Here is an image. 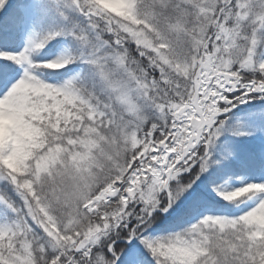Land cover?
Wrapping results in <instances>:
<instances>
[{
	"label": "snow or ice",
	"instance_id": "1",
	"mask_svg": "<svg viewBox=\"0 0 264 264\" xmlns=\"http://www.w3.org/2000/svg\"><path fill=\"white\" fill-rule=\"evenodd\" d=\"M0 264H264V0H0Z\"/></svg>",
	"mask_w": 264,
	"mask_h": 264
}]
</instances>
